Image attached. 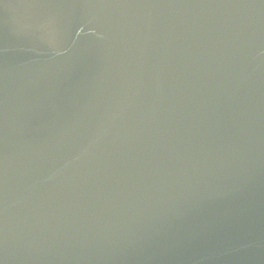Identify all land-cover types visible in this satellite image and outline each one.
Wrapping results in <instances>:
<instances>
[{
    "label": "water",
    "instance_id": "water-1",
    "mask_svg": "<svg viewBox=\"0 0 264 264\" xmlns=\"http://www.w3.org/2000/svg\"><path fill=\"white\" fill-rule=\"evenodd\" d=\"M0 264H264V0H0Z\"/></svg>",
    "mask_w": 264,
    "mask_h": 264
}]
</instances>
